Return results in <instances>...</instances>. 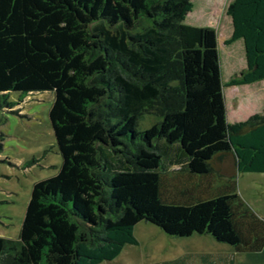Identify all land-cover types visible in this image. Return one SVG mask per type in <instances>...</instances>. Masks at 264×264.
Returning <instances> with one entry per match:
<instances>
[{"label": "trees", "instance_id": "obj_1", "mask_svg": "<svg viewBox=\"0 0 264 264\" xmlns=\"http://www.w3.org/2000/svg\"><path fill=\"white\" fill-rule=\"evenodd\" d=\"M193 9V0H0V110L53 91L63 159L34 183L19 237L0 236V264L112 261L138 244L141 221L264 250V218L237 183L239 172L264 173V114L231 123L224 94L264 80V0L228 6L225 43L244 39L247 68L227 83L218 31L186 24ZM144 114L160 120L140 131Z\"/></svg>", "mask_w": 264, "mask_h": 264}, {"label": "rangeland", "instance_id": "obj_2", "mask_svg": "<svg viewBox=\"0 0 264 264\" xmlns=\"http://www.w3.org/2000/svg\"><path fill=\"white\" fill-rule=\"evenodd\" d=\"M233 0H193L194 9L185 20L194 26H213L230 32L233 24L227 14ZM221 50L223 49L220 45ZM222 50L223 80L227 83L245 68V46L238 44ZM244 52V53H243ZM241 56L234 60L232 55ZM239 64V65H238ZM247 64V63H246ZM234 65H238L233 69ZM225 87L224 94L229 122L242 121L255 113L264 114V81L241 87ZM19 93L12 92L11 99ZM55 94L53 91L35 92L24 99L21 106L0 110V236L18 238L25 217L33 185L59 172L62 155L59 152L49 118ZM238 106V108H237ZM160 120L144 114L138 129L144 131ZM238 193L260 217L264 218V173L237 174ZM137 245L127 244L120 255L101 264H194L192 257L200 253L229 254V245L219 243L209 235L176 237L159 226L141 221L135 227ZM234 264H264V250L260 253H234Z\"/></svg>", "mask_w": 264, "mask_h": 264}, {"label": "crops", "instance_id": "obj_3", "mask_svg": "<svg viewBox=\"0 0 264 264\" xmlns=\"http://www.w3.org/2000/svg\"><path fill=\"white\" fill-rule=\"evenodd\" d=\"M209 27H213V26H209ZM213 28H215V27H213ZM217 29V28H216ZM217 31H218V41H219V47H220V45H222V47H223V49L222 50H224V49H226V48H229L228 49V54H229V58H230V53H229V51H233V50H230L231 49V47L234 45V44H238V46H240L241 48H242V51H243V44H244V39L243 38H240V39H238V40H236V41H234L233 43H231V44H229V45H227L226 43H225V41L227 40V39H229L231 36H232V33H233V27H232V29H231V31L230 32H227L226 30H224V32L223 31H219L218 29H217ZM221 50V47H220V52H221V57H222V51ZM244 53V52H243ZM244 56H245V61H247V59H246V54H244ZM232 58H234V60H240V62H241V56L240 57H238L236 54L235 55H232ZM247 62H245V68L243 69L242 68V70H245L246 68H247V64H246ZM239 65V64H238ZM238 65H234L233 66V69H235ZM242 70H240V71H242ZM264 80H262V81H258V82H255V83H262ZM225 82V81H224ZM255 83H251L252 85L253 84H255ZM251 84H244V85H235V86H229V87H234V91H233V93L234 94H238V93H240V91L241 90H239L241 87H243V86H247V85H251ZM226 107H227V105H226ZM237 108H238V106H237ZM228 118V117H227ZM228 120H230L229 118H228ZM236 122V121H235ZM230 247V251H228L229 252V254H210V253H200V254H198V255H195V256H193L192 255V257L193 258H195V259H198V262L196 261L194 264H234V261H233V258H234V253L236 252L235 250H234V248L233 247H231V246H229ZM238 253V252H237ZM260 253V252H259Z\"/></svg>", "mask_w": 264, "mask_h": 264}, {"label": "water", "instance_id": "obj_4", "mask_svg": "<svg viewBox=\"0 0 264 264\" xmlns=\"http://www.w3.org/2000/svg\"><path fill=\"white\" fill-rule=\"evenodd\" d=\"M232 19V18H231ZM232 24H233V21H232ZM244 46H245V42H244ZM246 52V51H245Z\"/></svg>", "mask_w": 264, "mask_h": 264}]
</instances>
